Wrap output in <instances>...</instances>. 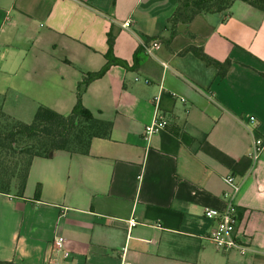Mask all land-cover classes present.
<instances>
[{
	"label": "crops",
	"instance_id": "obj_1",
	"mask_svg": "<svg viewBox=\"0 0 264 264\" xmlns=\"http://www.w3.org/2000/svg\"><path fill=\"white\" fill-rule=\"evenodd\" d=\"M175 6L0 0V108L7 116L30 122L38 104L69 113L78 81L106 62L111 27L112 55L127 64H112L81 96L84 107L112 122L110 136L93 138L87 155L35 156L23 195L0 193V260L264 264V146L252 156L254 140L264 141V12L236 0L179 23L171 36ZM151 39L161 43L155 56L141 47ZM190 45L233 64L219 77L181 52ZM155 110L167 123L145 138ZM228 174L239 184L232 201ZM230 202L243 254L217 249L209 237L217 221L203 214Z\"/></svg>",
	"mask_w": 264,
	"mask_h": 264
},
{
	"label": "trees",
	"instance_id": "obj_2",
	"mask_svg": "<svg viewBox=\"0 0 264 264\" xmlns=\"http://www.w3.org/2000/svg\"><path fill=\"white\" fill-rule=\"evenodd\" d=\"M176 6L167 19L170 35L176 32L179 23L190 22L197 14L222 12L236 0H175ZM253 8L264 12V0H241ZM115 38L113 27L107 32L108 49L105 64L97 71H88L78 81L76 100L70 112L63 115L46 105L38 104L32 120L23 122L7 116L0 108V193L22 196L31 160L35 156L47 157L55 151L63 150L70 154L87 155L93 138H108L112 122L95 116L83 106L81 96L86 86L101 77L112 64L127 67L125 61L112 55ZM192 52L207 65L217 70L223 77L233 64L228 57L217 60L201 47L187 46L181 52ZM40 185L35 189L39 197ZM0 264H20L0 260Z\"/></svg>",
	"mask_w": 264,
	"mask_h": 264
},
{
	"label": "built area",
	"instance_id": "obj_3",
	"mask_svg": "<svg viewBox=\"0 0 264 264\" xmlns=\"http://www.w3.org/2000/svg\"><path fill=\"white\" fill-rule=\"evenodd\" d=\"M130 20L127 19L124 21L121 26L124 28L129 27ZM161 46V43L158 39H151L149 41H142L141 47L143 51L149 56H155V51L158 50ZM164 67H167L165 63L162 64ZM137 79V78H136ZM144 82H149L148 79L144 78ZM155 97V99H157ZM155 110L153 119L150 123L146 124L143 129V134L145 138H149L155 131L162 129L166 125V120L163 119L156 113ZM250 119H254V117H250ZM264 146V141L260 138H256L254 140V145L252 148V156L256 158ZM225 184L229 188V197L230 201L233 200L234 195L239 190V184L235 181L232 174H228L224 177ZM204 216L210 219H215L217 224L215 228L209 233V237L213 241L215 247L222 251H236L240 254H243L247 246L241 242H239L234 236V230L238 223V215L236 210L230 202L228 206L224 209H216V208H206L203 212ZM131 264V263H127Z\"/></svg>",
	"mask_w": 264,
	"mask_h": 264
},
{
	"label": "rangeland",
	"instance_id": "obj_4",
	"mask_svg": "<svg viewBox=\"0 0 264 264\" xmlns=\"http://www.w3.org/2000/svg\"><path fill=\"white\" fill-rule=\"evenodd\" d=\"M24 118H26L27 120H28V118L27 117H24ZM28 122V121H27Z\"/></svg>",
	"mask_w": 264,
	"mask_h": 264
}]
</instances>
